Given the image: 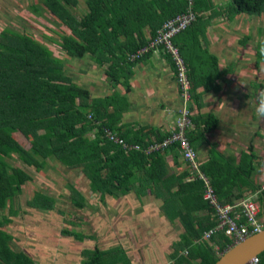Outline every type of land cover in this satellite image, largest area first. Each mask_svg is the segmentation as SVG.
I'll return each mask as SVG.
<instances>
[{"label": "trees", "instance_id": "trees-1", "mask_svg": "<svg viewBox=\"0 0 264 264\" xmlns=\"http://www.w3.org/2000/svg\"><path fill=\"white\" fill-rule=\"evenodd\" d=\"M38 1L41 7L33 6L32 10L50 14L68 30L66 33L63 31L55 42L64 55L78 60L89 57L97 67L103 68L109 84L125 88L129 86L133 67L154 50L134 59L131 56L145 48L166 21L187 9L193 8L196 20L189 29L178 34L173 43L180 49L184 60L191 48L200 49L198 39L200 36L204 38V29L211 18L206 13L213 7L211 0H190V3L189 0ZM79 4H83L85 10L76 17L72 11ZM238 14L261 16L264 14V0H229L226 17L231 19ZM185 42L187 48L184 51L181 44ZM161 50L157 47L155 51L169 61L176 79L170 55ZM202 53L208 52L202 50ZM192 75L187 72L191 83V105L200 97L195 90L201 85ZM203 85L205 89L210 88L205 83ZM114 97H91L87 88L71 80L63 61L54 57L49 49L30 35L8 27L2 29L0 210L7 208L31 180L22 169L7 163L12 155L36 170L44 169L50 160H56L68 170L78 169L87 179L90 192L101 197H122L133 191L139 198L140 193H144L140 186L144 188L143 183L146 182L150 193L161 200L158 208L161 216L171 224L178 222L182 228L178 240L172 244L169 262L164 264H215L233 243L223 232H216L207 241L202 240L204 232L216 226L217 219L202 198L204 183L198 173L209 180L218 201L223 204L237 202L246 197L245 191L253 193L256 188L248 185L244 191L241 184L245 180L239 168L215 159L196 164L199 172L194 174L189 163L180 160L176 143L148 155L113 144L106 136L107 129L116 132L126 144L137 145L141 149L171 135V132L164 134L151 127H142L134 133L118 127L122 109L112 106ZM190 120L192 129L186 136L193 149V135L197 131L207 133L214 130L217 119L212 114H205L192 116ZM15 133H20L29 142L27 150L15 140ZM168 156L171 157V165L167 162ZM248 160L249 170L244 175L251 172V161ZM182 164H185V169L181 173L172 172V167ZM134 180L140 184L137 188L132 186ZM232 188H238L236 194L232 193ZM67 190L75 207H85L78 190L74 187ZM261 195L264 196V191ZM54 204L52 197L39 191L27 202L31 208L42 211L53 210ZM9 214L14 216L16 211L9 209ZM9 223L11 219L8 217L0 220V264H37L25 252L11 249L9 242L13 238L3 229ZM236 223L247 225L242 215ZM61 234L77 241L85 237L67 230H62ZM82 254L84 260L81 264H132L120 246L108 249L94 247L82 251ZM258 259L260 264H264V252Z\"/></svg>", "mask_w": 264, "mask_h": 264}, {"label": "crops", "instance_id": "crops-1", "mask_svg": "<svg viewBox=\"0 0 264 264\" xmlns=\"http://www.w3.org/2000/svg\"><path fill=\"white\" fill-rule=\"evenodd\" d=\"M211 1L213 7L206 13L211 16L209 24L204 29V38L200 36L198 39L200 49L191 48L184 60L180 49L174 43L178 56L185 66L186 76L187 72H191L192 76L201 83L195 90L196 94L200 93V97L192 105L191 83L188 77L190 88L188 100L185 102L174 81L169 61L158 51H152L133 67L127 88L109 84L104 77L103 68L97 67L89 60V57H83L81 60H87L89 69L86 65L88 77L80 85L90 91L91 97L115 96L113 100L115 102L112 106L122 109L119 118L120 123L117 126L125 127V131L131 130L132 133L142 127H151L160 133L169 134L174 130L176 119L184 108L189 111L190 119L192 116L212 114L217 119L216 128L207 133L197 131L193 135L192 150L195 162L196 164H204L208 160L215 159L221 163L238 167L239 173L243 176V181L245 180L242 181L241 188L244 191L245 188H249L248 185L256 188L253 193L245 191L244 195H246L245 198L255 199L254 202L259 207L257 218L264 228V196L261 195L262 191H259L264 183V120L260 119L255 112L258 97L264 93V48L262 47L264 32L261 33V29L257 28L253 37L246 32V34L240 33V35L233 34L237 29L235 23L245 20L247 15L238 14L228 19L226 11L229 0H225V4H219L218 0ZM190 10L194 16V21L185 30L189 29L196 20L197 15L193 8ZM241 30L243 29L241 28ZM185 45L187 46V42L184 45L181 44L184 51L187 48ZM202 50L208 52V55L202 53ZM161 51L165 52L164 50ZM54 57L64 59L60 56ZM169 57L171 60L173 59L171 56ZM86 73L82 68V76ZM204 83L210 88L205 89ZM190 129H192V124L187 128L185 135ZM106 131L119 137L114 131L108 129ZM154 133L156 134V132ZM151 138L154 140L153 136ZM177 150L180 160L188 163L181 156L178 145ZM248 159L251 161L252 168L248 175H244L249 170ZM167 162L172 164L171 157H167ZM184 169L185 164H182L180 167H172L171 170L181 173ZM191 170L193 169L191 168ZM193 172L194 174L199 172L197 166ZM199 174L204 176L200 172ZM206 180L209 183L207 178ZM138 185L140 186L134 180L132 186L137 188ZM143 187L140 186V191L144 193H140L139 198L131 191L128 195L116 197L115 200L123 206H142L146 209L157 207L158 220L161 216L158 209L161 200L150 193L148 183L144 182ZM231 191L236 194L238 188H232ZM126 198L128 202H126ZM161 217L165 222L159 221L160 224H163V227L158 229L159 232L160 230L161 232L171 231V226L174 225L179 229L177 236L182 233V228L178 222L171 224L163 216ZM154 220L155 217L150 215L149 219H144V222L151 226ZM141 225L145 226L144 223L138 226ZM139 249H142L140 255H146V252L142 254L143 244L139 245ZM133 252L136 254V251ZM133 252L131 253L134 254ZM129 259L132 264H139L136 258L129 257ZM152 260L153 257H151L149 264ZM142 263L148 264L146 261Z\"/></svg>", "mask_w": 264, "mask_h": 264}, {"label": "rangeland", "instance_id": "rangeland-1", "mask_svg": "<svg viewBox=\"0 0 264 264\" xmlns=\"http://www.w3.org/2000/svg\"><path fill=\"white\" fill-rule=\"evenodd\" d=\"M218 3L225 4V0H218ZM33 6L41 7L40 1L0 0V31L8 27L30 35L54 56L64 57L63 65L68 71V76L80 85L88 77L85 67L87 60L79 61L65 56L55 42L63 31L66 33L68 30L50 14L32 10ZM84 10V5L79 4L72 13L79 17ZM246 17L248 20L245 18L235 23L237 29L233 34L246 32L253 37L257 28L261 29V33L264 32V14L259 17ZM82 68L86 73L83 76ZM87 68L89 69V64ZM174 81L176 82V79ZM178 91L180 93L179 87ZM14 138L24 149L29 148V142L20 133H15ZM7 163L22 169L31 177L22 187L21 194L14 197L7 208L0 210V220L3 217L11 219V223L3 229L13 238L9 242L12 250L25 252L37 264H81L84 260V250L120 246L126 254L128 252L129 257L136 258L139 264H143V261L149 264L151 257V264L169 262L168 255L172 251V244L178 240L179 229L172 225L171 231L159 232L158 229L163 227L159 221H165L161 216L157 220V207L146 209L142 206H123L115 200L116 198L91 193L87 179L78 169L68 170L56 160H50L48 165L40 170L25 165L16 155L7 159ZM71 187L79 191L85 201V207L79 209L72 204L71 195L67 190ZM36 191L54 199L53 210H36L27 205ZM9 209L16 211V214L10 216ZM150 215L155 217L151 226L144 222ZM141 223L145 226H138ZM62 230L81 233L85 237L77 241L73 237L63 236ZM140 244H143L142 254L146 252V255H140ZM133 251H136V254Z\"/></svg>", "mask_w": 264, "mask_h": 264}, {"label": "built area", "instance_id": "built-area-1", "mask_svg": "<svg viewBox=\"0 0 264 264\" xmlns=\"http://www.w3.org/2000/svg\"><path fill=\"white\" fill-rule=\"evenodd\" d=\"M190 3V0H189ZM194 16L190 9L185 14L177 15L176 17L168 20L163 25L162 29L157 32L156 37L148 43V45L131 56V59L144 55L150 50H156L161 47L165 53L169 54L173 59L174 68L176 71V82L180 90V96L183 97L185 102L188 100V90L190 88L186 76V69L182 59L178 56L177 48L173 43V38L180 32L184 31L192 22ZM190 113L187 109H183L179 117L176 119L174 130L171 135L161 142H156L148 145L146 148L141 149L137 145H128L121 138L117 137L112 132L106 131V136L113 144L121 145L126 150L142 151L146 155L167 149L173 143H176L180 149V154L186 160L193 170L196 169V162L194 152L186 138V130L191 125ZM198 176L203 180L204 192L203 200L214 211L217 219V224L214 228L204 232L202 236L203 241H207L216 232H223L225 236L231 238L233 245L238 244L247 237L261 231L263 225L258 221L257 215L259 212L258 205L252 198H243L232 204L220 203L216 197L213 188L209 185L204 176L198 173ZM260 192L264 191V183L260 187ZM242 215L247 225H237L236 221ZM232 245V246H233ZM247 264H260L258 257L249 260Z\"/></svg>", "mask_w": 264, "mask_h": 264}, {"label": "water", "instance_id": "water-1", "mask_svg": "<svg viewBox=\"0 0 264 264\" xmlns=\"http://www.w3.org/2000/svg\"><path fill=\"white\" fill-rule=\"evenodd\" d=\"M264 252V229L227 249L215 264H247Z\"/></svg>", "mask_w": 264, "mask_h": 264}, {"label": "clouds", "instance_id": "clouds-1", "mask_svg": "<svg viewBox=\"0 0 264 264\" xmlns=\"http://www.w3.org/2000/svg\"><path fill=\"white\" fill-rule=\"evenodd\" d=\"M256 115L264 120V93H261L258 97V104L255 108Z\"/></svg>", "mask_w": 264, "mask_h": 264}]
</instances>
